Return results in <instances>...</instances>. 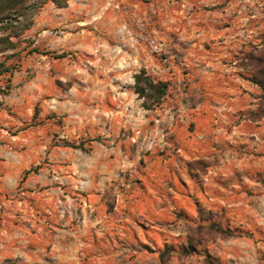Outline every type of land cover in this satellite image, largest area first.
Returning a JSON list of instances; mask_svg holds the SVG:
<instances>
[{"label":"rangeland","instance_id":"374dc122","mask_svg":"<svg viewBox=\"0 0 264 264\" xmlns=\"http://www.w3.org/2000/svg\"><path fill=\"white\" fill-rule=\"evenodd\" d=\"M18 40L0 54V264H264L240 67L264 0L47 3ZM141 69L168 83L152 111Z\"/></svg>","mask_w":264,"mask_h":264},{"label":"trees","instance_id":"16d2710c","mask_svg":"<svg viewBox=\"0 0 264 264\" xmlns=\"http://www.w3.org/2000/svg\"><path fill=\"white\" fill-rule=\"evenodd\" d=\"M70 0H0V54L14 50L19 42L18 38L31 27L32 18L45 4L51 3L58 9L66 8ZM13 39H17L13 41ZM241 68L249 71L250 82L260 90L258 111L251 113L253 121H264V42L260 48L244 54ZM3 63H0V75ZM133 91L141 100V108L152 111L164 102L168 83L151 78L144 69L135 73ZM1 264H21L17 259L7 258ZM220 264V263H219Z\"/></svg>","mask_w":264,"mask_h":264},{"label":"crops","instance_id":"0c3cea01","mask_svg":"<svg viewBox=\"0 0 264 264\" xmlns=\"http://www.w3.org/2000/svg\"><path fill=\"white\" fill-rule=\"evenodd\" d=\"M250 84H251L252 87H254L256 89L257 95L259 96L260 95L259 88L256 85L252 84L251 82H250ZM254 124H263V126L260 125V127H258L259 128L258 130H259V134H261V137H260V146L262 148H264V140H262V139H264L263 138L264 137V121H255ZM259 164L260 165H263L261 172L264 173V159H260Z\"/></svg>","mask_w":264,"mask_h":264}]
</instances>
